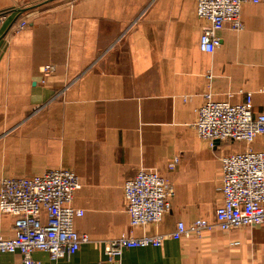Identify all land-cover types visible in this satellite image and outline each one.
Masks as SVG:
<instances>
[{"label": "crops", "instance_id": "1", "mask_svg": "<svg viewBox=\"0 0 264 264\" xmlns=\"http://www.w3.org/2000/svg\"><path fill=\"white\" fill-rule=\"evenodd\" d=\"M196 4L0 0L7 13L0 23V177L68 168L83 185L73 201L84 214L74 228L91 241L62 259L34 251L42 264H99L106 259L99 240L214 220L223 199L220 157L245 144L210 145L196 130L197 108L206 92L232 103L251 93L253 114L264 112V4L244 3V29L226 26L213 53L199 50L204 21ZM21 19L28 27L13 32ZM46 64L56 71L44 72ZM251 146L264 150V137ZM146 167L173 182L172 207L158 225L130 227L123 183ZM0 234H14V219L1 211ZM0 264L24 262L21 253L4 252ZM111 264H264V224L124 249Z\"/></svg>", "mask_w": 264, "mask_h": 264}, {"label": "built area", "instance_id": "2", "mask_svg": "<svg viewBox=\"0 0 264 264\" xmlns=\"http://www.w3.org/2000/svg\"><path fill=\"white\" fill-rule=\"evenodd\" d=\"M246 2L264 4V0H197L195 14L204 21L199 38V50L215 52L220 44L219 32L226 26L242 31V6ZM4 17H0V23ZM29 25L21 19L13 28L19 32ZM46 64V73L56 70ZM212 74L208 75L210 79ZM205 102L197 108L196 130L210 145L215 140L241 142L245 150L222 154V202L215 209V218L199 217L191 223L181 220L171 232L135 235L123 232L115 239L99 240L106 259L99 264H111L121 258L124 249L132 247L162 246L166 239L201 236L218 228L254 227L264 224V150L251 144L264 137V112L253 114L252 94L244 103H232L204 94ZM179 158L168 164L175 168ZM130 227L146 228L160 224L171 210L175 187L159 170L141 168L134 177L123 183ZM82 183L74 170L53 168L43 174L29 177H0V211L14 219V234H0V254L21 253L24 264H42L33 253L41 250L53 259L70 257L77 253L91 237L74 228L77 217L84 209L75 207V193Z\"/></svg>", "mask_w": 264, "mask_h": 264}, {"label": "water", "instance_id": "3", "mask_svg": "<svg viewBox=\"0 0 264 264\" xmlns=\"http://www.w3.org/2000/svg\"><path fill=\"white\" fill-rule=\"evenodd\" d=\"M30 7H32V6H30ZM30 7H27V8H19V9H17V10H16V11L18 12L17 16H19L20 14L26 12L28 9H30ZM6 15H7L6 12H2V13H0V17H4V18H5Z\"/></svg>", "mask_w": 264, "mask_h": 264}]
</instances>
